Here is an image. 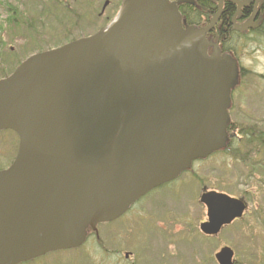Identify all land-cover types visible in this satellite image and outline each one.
Listing matches in <instances>:
<instances>
[{
	"label": "water",
	"instance_id": "obj_1",
	"mask_svg": "<svg viewBox=\"0 0 264 264\" xmlns=\"http://www.w3.org/2000/svg\"><path fill=\"white\" fill-rule=\"evenodd\" d=\"M223 1L195 30L182 28L176 3L122 0L106 28L29 56L0 80V131L18 137L0 170V264L79 248L88 228L226 146L237 72L205 40ZM199 203L206 237L247 210L243 198L205 188ZM214 259L234 264L228 247Z\"/></svg>",
	"mask_w": 264,
	"mask_h": 264
},
{
	"label": "rangeland",
	"instance_id": "obj_2",
	"mask_svg": "<svg viewBox=\"0 0 264 264\" xmlns=\"http://www.w3.org/2000/svg\"><path fill=\"white\" fill-rule=\"evenodd\" d=\"M122 0H0V80L29 56L50 51L106 28ZM264 34L246 39L232 60L229 121L237 138L196 160L176 180L149 194L121 218L86 230L82 246L24 264H217L222 247L234 264H264ZM241 67L242 70H239ZM18 151V137L0 131V170ZM243 198L242 218L206 237L202 189ZM129 254L127 261L123 254ZM128 257V256H127Z\"/></svg>",
	"mask_w": 264,
	"mask_h": 264
},
{
	"label": "flooded vegetation",
	"instance_id": "obj_3",
	"mask_svg": "<svg viewBox=\"0 0 264 264\" xmlns=\"http://www.w3.org/2000/svg\"><path fill=\"white\" fill-rule=\"evenodd\" d=\"M166 1L169 4L176 3L177 11L181 17L182 28H193L195 30L205 28L210 23L217 12V4L219 2V0H185L186 2L181 3H177L179 0ZM237 2L239 3V7ZM207 4H212V7L209 8ZM198 17L201 20L200 22L197 21ZM248 22L250 23L246 30H239ZM263 34L264 0H225L222 3L221 15L219 19L215 23L214 27L205 34V40L207 43L206 51L208 55L217 53L220 56L227 55L230 59L234 60L233 57L235 56V49L237 46L242 45V42L246 39L250 40L253 36H260ZM238 68L239 70H242L241 67L238 66ZM226 132V148H229L232 140L237 138L236 128L230 123V121L227 125ZM262 135H264V133ZM136 203L137 202H135L132 207ZM236 221L237 220L234 222ZM129 257L130 255L127 253L123 254V259L125 261H127Z\"/></svg>",
	"mask_w": 264,
	"mask_h": 264
},
{
	"label": "trees",
	"instance_id": "obj_4",
	"mask_svg": "<svg viewBox=\"0 0 264 264\" xmlns=\"http://www.w3.org/2000/svg\"><path fill=\"white\" fill-rule=\"evenodd\" d=\"M207 5H208L209 8L212 7V4H207ZM197 21H198V22L201 21V20L199 19V17H198ZM34 262H35V261H34ZM26 263H27V262H26ZM22 264H24V263H22Z\"/></svg>",
	"mask_w": 264,
	"mask_h": 264
}]
</instances>
